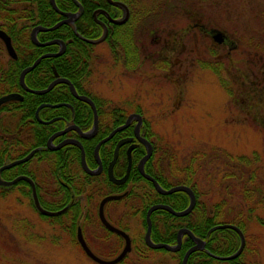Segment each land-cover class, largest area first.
<instances>
[{"label": "rangeland", "instance_id": "374dc122", "mask_svg": "<svg viewBox=\"0 0 264 264\" xmlns=\"http://www.w3.org/2000/svg\"><path fill=\"white\" fill-rule=\"evenodd\" d=\"M172 6L194 13L197 23L212 32L206 36L196 29L192 44L187 43L189 38L174 44L183 64L189 62L174 83L163 79L166 71L155 69L163 53L162 36L152 42L162 33L152 9ZM19 8L30 5L22 3ZM142 8L152 20L149 28L155 30L148 39L145 89L140 93L130 76L121 81L124 69L114 68L109 40L89 44L87 62L93 69L89 88L106 102L133 100L141 105L145 134L160 153L166 152L165 166L175 176L168 184L194 185L208 214L214 211L212 216L217 206L227 208L222 222L230 224L239 215L252 247L242 264H264V204L259 196L264 192V0H144ZM182 32L180 27L173 35ZM206 62L213 68H204ZM140 186L128 199L130 209L109 207L118 215L128 210L123 225L128 226L132 250L119 264H179L177 254L148 247L142 216V196L148 187ZM105 194L85 193L77 226L98 257L113 260L123 246L97 225L98 203ZM70 226V220L48 221L25 193L0 190V264H97L83 251Z\"/></svg>", "mask_w": 264, "mask_h": 264}, {"label": "flooded vegetation", "instance_id": "af4514ba", "mask_svg": "<svg viewBox=\"0 0 264 264\" xmlns=\"http://www.w3.org/2000/svg\"><path fill=\"white\" fill-rule=\"evenodd\" d=\"M58 1L55 0L59 11L55 10L48 0L53 11L51 13L49 10H42L36 0H7V2L0 0V30L6 32L10 37L15 53V55L10 54L6 42L0 38V99L10 95L17 96L16 99L0 104V181L3 182L0 183V190L3 194L12 190L25 193L30 197L34 208L54 224L70 220L69 230L71 233L76 231L75 236L77 238L78 230L81 227L76 225L75 220L83 213L81 200L85 199V193L89 191L98 194L106 193L98 203L97 225L103 227L104 230L106 229L111 236L116 237L124 249L126 239L110 231L102 223L100 205L106 197L121 196L118 200L107 202L104 213L112 226L127 234L131 239L128 226L123 225V222L126 223L128 210L125 214L120 213V215L115 210H118L117 207L130 209L132 206H130L128 199H131L134 190L141 188L142 183L148 187V191L152 188L158 193L154 183L140 171V163L149 153V144L142 140H146L152 146V153L144 164L146 175L156 180L165 190L180 185L168 184V179L175 176H171L165 166L166 152L160 153L152 138L143 133L145 120L141 114L143 111L141 105L134 103L133 100L106 102L99 99L89 88L92 65L88 64L87 59H82L79 55L71 56L69 54L82 52L85 44H91L86 40L95 41L101 38L106 26L108 35L104 42L109 40L110 50L114 53V68L119 71L120 67H123L124 73H122L121 81L127 79L125 76H130V81L134 80V86L142 93L146 84L143 75L146 73L147 76L145 68L150 59L146 53L148 39L155 30L149 28L151 18L147 17L148 11L142 8L144 0H112L113 3L105 0L109 5V11L95 7V0H77L79 5L72 0L75 8L71 10L63 2L59 3ZM64 2L67 3V1ZM22 3L30 5L31 13L21 14L22 9L19 7ZM86 5L89 8H86ZM152 11L155 13V17H152L153 21L159 22L160 27L157 30L162 32L157 39L153 38L152 42L157 43L161 36L163 39L159 44V50L161 49L163 52L162 57L157 63H154L157 65L155 69L160 72L166 71L168 75L163 79L174 83V80L177 79L178 81L176 74L179 75L180 70L184 68L186 63H189L185 61L183 64L179 57L181 55L179 52L176 53L178 48L174 44L178 40L186 38L190 39L187 43L192 44L196 37V29H199L206 36H210V31L206 25L197 23L194 13L187 12L185 14L181 12L180 7H158L153 8ZM68 15L73 16L69 17ZM125 17L124 23H115ZM65 20L72 21L64 23L54 30L60 29V32L54 36L50 34L53 31L44 30L50 29ZM181 23L188 24L181 26ZM23 27H27L25 43L20 41L18 36L19 30ZM180 27H183V35L178 37L173 35L175 30ZM69 29L74 38L69 37ZM97 30H102L101 36L92 38V33ZM84 31L91 32V34L85 36L82 34ZM210 33L212 34V32ZM211 38L215 39L214 36ZM54 41L56 44L47 45ZM73 43L77 46L75 51L70 49V45ZM170 45H172L171 48ZM190 48L191 52L192 47ZM170 51L173 53L172 56L164 55L165 53L170 54ZM56 54L60 55L54 56ZM189 54L192 55V53ZM35 63L37 65L25 76L24 82L28 88L26 89L21 82V74ZM206 63H204V68L211 69L212 66ZM85 67L87 69H84ZM69 83L74 87L77 95L74 94ZM79 97L91 99L95 109ZM89 121L90 124L87 126ZM137 126L140 129V137L136 136ZM120 128L122 129L118 130ZM114 131L116 133L100 146L97 155V146L110 137ZM102 148H104V157ZM117 149L118 156L113 167L114 178L118 181L124 179L128 174V169L131 168L129 176L123 184H116L109 175V166L115 158ZM30 154L32 156L28 160H24ZM21 160L24 161L19 162ZM13 163L16 164L12 165ZM135 170L145 181L133 179L132 173ZM14 181H16L14 184H7ZM184 186L191 188L187 184ZM34 190L40 206L44 210L56 214L44 215L38 210L34 200ZM184 194L189 197L187 193ZM93 195L88 196V201L92 200ZM181 200L180 197L173 196L170 201L178 203ZM110 206H114L115 210L111 211ZM168 206L172 207L171 205ZM213 212V210L210 211L211 217ZM178 232L172 242H157L152 236V226L151 238L155 244H167L176 247L179 240ZM194 235L205 241L204 251L200 252H207L214 258L213 253L207 249V246L210 245L209 241ZM210 235L208 232L207 237ZM185 238L190 239L192 247L196 244L193 238L183 235L181 248L178 252L160 250L173 254L180 253Z\"/></svg>", "mask_w": 264, "mask_h": 264}, {"label": "trees", "instance_id": "16d2710c", "mask_svg": "<svg viewBox=\"0 0 264 264\" xmlns=\"http://www.w3.org/2000/svg\"><path fill=\"white\" fill-rule=\"evenodd\" d=\"M64 1H67V3H65ZM5 2H7V0H5ZM36 2L40 5V8L42 10L46 9V10H49L51 13H53V11L51 10V7L48 3V0H36ZM58 2L59 3L63 2V4L67 5L69 10L75 8V5L72 3V0H62V1L59 0ZM94 4H95V7L104 8L107 11H109V5L106 3L105 0H95ZM86 8H89L88 5H86ZM29 12H30L29 8L21 10L22 15L28 14ZM52 23H53V21H52ZM26 29H27V27H23L18 32V36L20 38V41H23L24 43H25V38L27 36ZM58 32H60V29L57 31H53L50 34H51V36H54ZM82 34H84L85 36H88V34H91V32L84 31V32H82ZM92 34H93L92 38L99 37L102 34V30H97L96 32H93ZM69 37L74 38V35L70 29H69ZM88 47H90V45L85 44V46L83 48L84 49L83 52H80L78 54H76L75 52H72L69 55H71V56L79 55L82 59H87L88 58V56H87ZM70 49H73V51L77 50L76 44L73 43L72 45H70ZM22 67H24V66L22 65ZM84 69H87V68L85 67ZM89 124H90V121L87 122V126H89ZM143 133H145L144 129H143ZM145 135L149 138L151 137L147 134H145ZM101 151H102V155L104 157V148H102ZM91 152H92V149H91ZM132 174H133V176H132L133 179L144 180V179H142V177L140 176L138 171L135 170V171H133ZM148 184L152 187V185L150 183H148ZM186 184L193 189V191L195 192V194L197 196V205H196L195 209L193 210V212L190 215H188L186 217H182V218L175 217V216H173L170 213L165 212V211L155 212L152 215V222H153V234H152V236L155 239V241L163 242V243H168L170 241L172 242V241H174V238H175L179 229L187 228L190 231H192L194 234H196L197 236L208 240L210 245L207 246V249L210 250L213 254L219 255V256H229V255L234 254L240 246V237L238 236V234L235 231L230 230V229L217 230V231L213 232L209 237H207L208 232L213 227L218 226V225H222L223 223L227 224V223L221 221V217L224 216L223 212H225V210H227V208H225V207L220 208L219 206H217L215 208L214 216L211 217L210 212L208 214L206 205L200 201V194L197 191L196 187H194V185H192L189 182H186ZM257 194H258V192H257ZM173 196H178L182 200L179 201L178 203H172V201H170V200H171V197H173ZM259 196H260L261 203L264 204V192L262 191V193L259 194ZM142 200H143L142 216L144 218L143 222H144L145 227H147V223L145 220L146 213L152 205H154V204H167V205H171L172 208L176 211H182V210L186 209L189 205V197L184 193H176V194H173L171 196H162V195H159L158 193H156L152 188L149 191L146 189L144 190ZM90 203L92 204L93 200H90ZM223 209H225V210H223ZM158 216L162 217V218H158ZM90 217L88 220L91 219ZM77 220L78 219L75 220L76 225H77ZM229 223L236 225L237 227L242 229V231L244 233H246L245 226L242 224L243 223L242 218L239 217V215H236L235 217H233V220H231ZM109 235H111V234H109ZM218 235H220V236L217 237ZM246 241H247L246 242V248H245L243 254L235 260L219 261V260L212 258L207 252L197 251L190 256L188 264H242V258L244 256L245 252L249 251L252 248L248 242L247 236H246ZM191 247H192V242L190 241L189 238H185V243L182 246L181 252L177 253L178 259H179V264H182L185 253Z\"/></svg>", "mask_w": 264, "mask_h": 264}, {"label": "water", "instance_id": "95a60500", "mask_svg": "<svg viewBox=\"0 0 264 264\" xmlns=\"http://www.w3.org/2000/svg\"><path fill=\"white\" fill-rule=\"evenodd\" d=\"M77 4H78V1L77 0H74ZM108 2L110 3H113L112 0H108ZM50 3L52 5V7L59 11L57 5H56V2L55 0H50ZM114 4H118V5H121L120 3H114ZM79 5V4H78ZM105 13V12H104ZM69 17L73 16V15H68ZM107 16L110 18L109 14H107ZM72 20H65L63 22H60L58 23L57 25L53 26L52 28L50 29H44L45 31H54L56 29H58L62 24L64 23H70ZM126 21V17L122 20H119V21H116L115 23L117 24H121V23H124ZM107 35H108V28L105 26V32H104V35L102 36L101 39H98V40H95V41H91V40H86L87 42L91 43V44H100L102 42H104L107 38ZM33 37L36 39L35 35L33 34ZM0 38H2L5 42H6V45L7 47L9 48V52L10 54H14V50L12 48V44H11V39L10 37L7 35L6 32L0 30ZM52 44H56V41L54 42H51V43H48L47 45H52ZM60 54H56L54 56H58ZM48 56V55H46ZM38 63V62H37ZM37 63H35V65H33L32 67L26 69L23 71V73L21 74V82L22 84L24 85V87L26 89H28L25 85V76L28 72H30L36 65ZM70 84V83H69ZM71 85V84H70ZM72 89H73V92L75 95L76 92H75V89L74 87L71 85ZM17 96L16 95H10V96H7V97H4L2 99H0V104L4 103V102H7V101H10V100H13V99H16ZM82 101L90 104L93 106V108L95 109V105H94V102L87 98V97H79ZM122 128L118 129V130H121ZM139 126H137L136 128V136L137 137H140L139 135ZM116 133V131H114V133H112L110 135V137H108L107 139L103 140L96 148V154L98 155V152H99V149H100V146L105 143L107 140H109L114 134ZM144 141L145 143H148L149 144V153L147 155V157L140 163V171H141V174H143L147 179H149L150 181H152L154 183V186L157 190L158 193L162 194V195H171V194H174L176 192H184V193H187L190 197V204L189 206L187 207V209H185L184 211H175L172 207L168 206V205H162V204H158V205H154L152 207H150V209L148 210L147 212V216H146V221H147V232H146V235H145V240H146V243L148 245V247L152 248V249H155V250H158V249H165L167 251H170V252H178L181 248V244H182V236L183 235H188L190 236L191 238H193L196 242V244L190 248L184 258H183V261H182V264H188V260L190 258V256L197 252V251H203L204 248H205V241L200 239V238H197L191 231H189L188 229H181L179 232H178V245L176 247H173V246H170V245H167V244H155L152 239H151V234H152V219H151V216L154 212L156 211H159V210H163V211H166L176 217H185L187 215H189L195 205H196V202H197V198H196V195L194 193V191L187 187V186H184V185H180V186H177V187H174L170 190H165L163 189L156 180H154L152 177L146 175L145 173V170H144V164H145V161L150 157L151 153H152V146L149 142H146V140H142ZM130 152V151H129ZM33 154V153H32ZM32 154H30L28 157H26L24 160H28ZM117 156H118V149L116 150V154H115V158L114 160L111 162L110 166H109V175H110V178L112 181H114L116 184H123L125 183V181L127 180L128 176H129V172H130V169H128V174L124 177V179L122 180H116L113 176V167H114V164L116 162V159H117ZM24 160H21L19 162H23ZM19 162H16V163H19ZM16 163H13L12 165L16 164ZM16 181L12 182V183H7V184H14ZM0 183H3L2 181H0ZM121 196H109V197H106L105 199H103V201L101 202V205H100V219L102 221V223L112 232H115L121 236H123L125 239H126V246L125 248L123 249V251L121 252V254L113 259V260H104L100 257H98L92 250L91 248L89 247V245L87 244L84 236H83V233H82V230L81 228L78 230V241L83 249V251L86 253V255L91 259L93 260L95 263L97 264H119L120 262H122L126 257L127 255L131 252L132 250V242H131V239L130 237L125 234L124 232L120 231L119 229L115 228L114 226H112L106 219L105 217V213H104V207L106 205L107 202L111 201V200H118L120 199ZM34 200L36 201V205H37V208L38 210L44 214V215H52V214H56V213H50L46 210H44L40 204H39V201H38V197H37V194L34 190ZM222 229H230V230H233L235 231L239 237H240V240H241V243H240V247L239 249L232 255L230 256H217V255H212L214 258L218 259V260H221V261H231V260H235L237 259L239 256H241V254L244 252L245 250V247H246V237H245V234L244 232L237 226L235 225H232V224H223V225H218V226H215L213 227L210 231H209V235L217 230H222Z\"/></svg>", "mask_w": 264, "mask_h": 264}, {"label": "bare ground", "instance_id": "6f19581e", "mask_svg": "<svg viewBox=\"0 0 264 264\" xmlns=\"http://www.w3.org/2000/svg\"><path fill=\"white\" fill-rule=\"evenodd\" d=\"M152 219V218H151ZM145 220H146V218H145ZM146 223H147V221H146ZM152 226H153V222H152ZM88 244V243H87ZM204 251V250H203ZM128 256V255H127ZM189 261V260H188Z\"/></svg>", "mask_w": 264, "mask_h": 264}]
</instances>
